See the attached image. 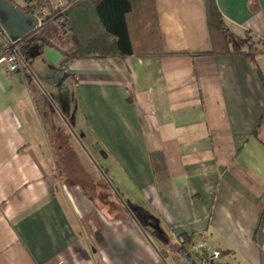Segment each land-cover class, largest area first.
<instances>
[{
    "label": "crops",
    "instance_id": "obj_1",
    "mask_svg": "<svg viewBox=\"0 0 264 264\" xmlns=\"http://www.w3.org/2000/svg\"><path fill=\"white\" fill-rule=\"evenodd\" d=\"M214 3L233 35L255 41L253 62L210 52L205 0H150L147 20L127 23L130 53L61 64L59 34L23 48L15 71L0 67V264H192L177 252L183 235L218 264H264V0ZM70 23L99 29L83 5ZM83 165L125 205L98 209Z\"/></svg>",
    "mask_w": 264,
    "mask_h": 264
},
{
    "label": "trees",
    "instance_id": "obj_2",
    "mask_svg": "<svg viewBox=\"0 0 264 264\" xmlns=\"http://www.w3.org/2000/svg\"><path fill=\"white\" fill-rule=\"evenodd\" d=\"M10 3L11 0H8ZM150 0H79L72 7L51 9L49 14L40 22V26L28 34V38L20 45V51L30 44L37 43L38 47L53 45V39L59 34L66 35L69 41V52L62 51L61 64L69 58L88 55L104 56L106 54H124L132 52L128 39L127 23L136 17L137 23L147 20ZM83 5L94 11L99 24L93 36L87 37V29L70 23L71 11ZM25 12V8L18 7ZM152 10L150 11V13ZM138 15L142 20L138 19ZM206 26L211 43V53H242L250 62L256 52L255 41L245 33L238 37L233 35L224 25L214 0H205ZM83 24V23H82ZM116 35L113 43L105 42L103 35ZM110 35V34H109ZM112 45L114 48H112ZM245 49V51L243 50ZM142 54L140 51H134ZM257 70V68H256ZM259 74V73H258ZM177 252L183 260L189 261L184 251V245L190 242V236H180Z\"/></svg>",
    "mask_w": 264,
    "mask_h": 264
},
{
    "label": "built area",
    "instance_id": "obj_3",
    "mask_svg": "<svg viewBox=\"0 0 264 264\" xmlns=\"http://www.w3.org/2000/svg\"><path fill=\"white\" fill-rule=\"evenodd\" d=\"M22 7L25 8V14L35 18L37 27L40 22L49 14L44 3L47 0H20ZM63 5L55 3L52 9L62 8ZM0 33L4 34L0 28ZM30 32L22 35L15 40H7L6 44L0 51V67H5V73L9 74L15 71L22 62V54L20 45L28 38ZM206 242H189L184 245V251L190 258L192 264H218V251L206 250Z\"/></svg>",
    "mask_w": 264,
    "mask_h": 264
},
{
    "label": "rangeland",
    "instance_id": "obj_4",
    "mask_svg": "<svg viewBox=\"0 0 264 264\" xmlns=\"http://www.w3.org/2000/svg\"><path fill=\"white\" fill-rule=\"evenodd\" d=\"M53 41L58 44V40L57 39H53ZM54 101H57L60 106L63 108L64 111V116H68L69 113L67 112V106L66 103H68V100L66 98L62 99V98H57V99H53ZM72 136V135H71ZM74 139V137H73ZM75 140V139H74ZM67 145L66 147H70L71 145L74 146V150L77 151V153L79 154V157H83L78 145V142H72L70 141H66ZM82 168H86V170L88 169V173H89V177L90 178H84L86 177L87 174H85L84 172L81 171V173H78V176L83 177L84 179H79L81 182H85V192L92 197V199L96 202V205L98 206V209H103L104 206L109 205V203L107 202V200L110 199L111 203L115 206L117 205L119 202L120 203H124L126 202V196L123 195L122 192H119L118 195L116 194V188H112V186L104 184V179L102 177V175H100L98 173L99 171V167L98 166H82ZM72 167H70V171H66V173H62L61 168H60V173H61V179L62 180H66L68 182L73 181V179L71 178V176L69 175V173L71 172ZM59 171V168H58ZM105 197V199L103 200L102 198H100V195ZM125 205V203H124ZM127 205V204H126ZM107 208V207H106ZM142 225L144 226V228L150 232V224L148 221L143 220L142 221ZM176 244V243H175ZM177 245V244H176Z\"/></svg>",
    "mask_w": 264,
    "mask_h": 264
},
{
    "label": "water",
    "instance_id": "obj_5",
    "mask_svg": "<svg viewBox=\"0 0 264 264\" xmlns=\"http://www.w3.org/2000/svg\"><path fill=\"white\" fill-rule=\"evenodd\" d=\"M0 28L9 40H15L36 29L37 23L8 0H0Z\"/></svg>",
    "mask_w": 264,
    "mask_h": 264
}]
</instances>
